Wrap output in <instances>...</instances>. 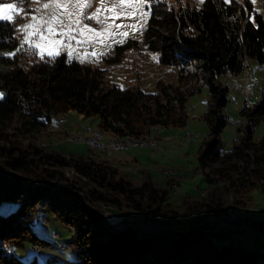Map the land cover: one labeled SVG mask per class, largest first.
Instances as JSON below:
<instances>
[{
    "label": "trees",
    "instance_id": "1",
    "mask_svg": "<svg viewBox=\"0 0 264 264\" xmlns=\"http://www.w3.org/2000/svg\"><path fill=\"white\" fill-rule=\"evenodd\" d=\"M243 1L204 0L197 7H175L166 0H148L141 34L145 49L176 73L175 84L159 79L154 92L137 83L104 85L103 68L65 52L40 56L28 44L22 46L14 21L0 20V63L7 66L0 70V204L17 203L10 214H0V264H40L7 252L26 240L49 244L30 226L36 210L50 212L72 228L79 256L74 264H264V251L253 243L218 245L205 229L208 216L228 212L222 192L242 197L264 187V130L253 138L254 126L264 122V82L260 98L240 107L245 124L229 150H222L220 138L227 123L228 87L218 75H236L247 57L264 62V10L254 11L250 0ZM136 43L134 38L116 43L100 61L118 62ZM3 49L15 54L5 55ZM202 86L208 94L201 116L207 133L198 147V168L207 180L222 185L194 202L189 219L183 218L187 211L168 207L166 188L148 177L133 183L102 160L24 145L7 131L14 116L20 132H31L53 114L71 109L95 116L97 126L113 135L139 138L153 126H183L188 97ZM90 203L140 212L145 223L161 228L135 232L126 224L110 226Z\"/></svg>",
    "mask_w": 264,
    "mask_h": 264
},
{
    "label": "rangeland",
    "instance_id": "2",
    "mask_svg": "<svg viewBox=\"0 0 264 264\" xmlns=\"http://www.w3.org/2000/svg\"><path fill=\"white\" fill-rule=\"evenodd\" d=\"M171 5H185L197 7L200 0H166ZM244 4L243 0H237ZM252 9L263 12L264 0H250ZM46 0H0V3H15L18 8L24 9L19 13H14V22L17 28L18 38L22 42L25 32L20 26L31 22V15H45L51 9L42 8V3ZM145 0L142 8L137 6V10L129 18L111 19V13H101L100 18L108 16L109 24L127 25V27L113 28L116 33L114 37H106L103 42L99 38L87 43L77 45L72 42L71 47H58V51L65 52L69 58H74L82 63L91 66H98L104 69L102 82L104 85L112 83L124 86L129 83H137L145 92H154L155 83L161 79L164 82L176 83L175 68L163 66L157 63L154 53L145 49L142 40V29L145 26L146 17L142 12H146ZM91 6L84 9L87 15H91L99 6V0H90ZM108 7H113L114 0H107ZM39 8V12L33 10ZM116 11H120L119 8ZM129 11V10H125ZM98 31L106 25L98 24L95 21H85ZM132 25H136L138 30H133ZM119 33H127L122 37ZM79 38V37H78ZM128 38L136 40L135 47L123 52L118 62L104 64L100 61V55L104 51ZM59 39V37H56ZM31 41H38V37H32ZM30 46V43L26 42ZM35 51L41 56L40 50L32 45ZM11 49H3L1 53L7 55L12 53ZM72 52V56H69ZM95 52L97 55H92ZM87 53V55L85 54ZM43 56H48L44 53ZM7 66L0 63V70ZM222 84L228 87L227 102L224 107V114L227 123L220 133V138L224 143L222 150H229L233 138L242 133L245 119L240 116L239 109L243 104L252 105L261 95L264 82V62H258L254 58L247 57L239 73L232 75L222 73L218 75ZM0 93L3 94L0 88ZM207 89L202 86L200 91L189 95L186 102L187 118L183 126L160 127L153 126L149 132L139 137L142 144H129L115 150L108 143L114 141H124L125 137L111 134L97 126L95 116H85L75 110H67L53 114L51 119L44 126L31 132H20L18 130V120L14 116L7 131L14 134L22 144H34L44 150L56 151L65 155L91 156L95 160H102L115 167L120 175L125 176L133 183H139L148 177L159 186L167 190L166 202L168 207L175 208L179 212L187 211L183 215L184 219H189L191 209L195 201L204 199L211 192H218L222 185L221 181L214 182L207 180L198 168L197 151L202 138L207 133V125L202 119V113L207 105ZM264 130V122L259 121L253 129V138H259ZM100 135V136H99ZM93 136L99 138L103 146H92L89 139ZM124 138V139H123ZM126 155H131L128 159ZM126 157V158H125ZM69 177L71 172L66 174ZM91 186V184H89ZM221 191V190H220ZM224 208H228L227 214L210 215L206 219L209 225L205 227L212 231L213 242L218 245H243L248 246L253 243V248L264 251V187L251 189L246 196H232L230 191L222 192ZM240 198L239 200H237ZM88 206L98 214L104 222L110 226H132L135 232L147 230L157 232L160 225H150L143 221V214L125 209H116L112 206L98 203H90ZM16 202L3 201L0 204V214L7 215L15 210ZM230 209V210H229ZM30 226L36 234L49 241L48 245H36L28 240L21 246L9 247L11 251L24 261L35 258L40 264H74L79 260L78 251L72 237V228L61 223L52 213L36 210L30 218ZM177 227V226H175ZM184 225L179 226L183 228ZM167 229H174L173 226ZM214 232L222 234L217 235Z\"/></svg>",
    "mask_w": 264,
    "mask_h": 264
},
{
    "label": "snow or ice",
    "instance_id": "3",
    "mask_svg": "<svg viewBox=\"0 0 264 264\" xmlns=\"http://www.w3.org/2000/svg\"><path fill=\"white\" fill-rule=\"evenodd\" d=\"M21 3L25 0H20ZM39 2V0H37ZM204 0H200L203 3ZM230 2V0H226ZM145 3V0H114L113 7L109 8L107 0H99V6L91 15H87L84 9L91 6L90 0H46L42 3V8L45 10L51 9L45 15H31V22L20 26L21 31L25 32L24 40L21 42L30 43V46L34 45L40 50L41 56L47 53L48 56L59 55L58 47H71L73 41L77 45L90 43L97 38L101 42L106 37H114L117 35L112 32L113 28L127 27V25L121 24H109L108 16L104 19L100 18L101 13H111V19L114 21L117 18H129L136 10L137 6L141 7ZM119 8L120 11H116ZM129 10V11H125ZM24 11L22 8H18L15 3H0V20L13 21L14 13ZM39 12L37 8L33 10ZM142 16L146 17L147 13L142 12ZM85 21H95L98 24L106 25L99 31L96 28L90 26ZM133 30H138L136 25L131 26ZM142 25L139 30H142ZM122 37H127V33H119ZM32 37H38V41H31ZM59 37V39H56ZM79 37V38H78ZM123 43L124 40L118 41ZM19 51V49H17ZM15 53H8L7 55H14ZM87 55V53H85ZM92 55H97L95 52ZM69 56H72V52H69ZM3 94L0 93V97Z\"/></svg>",
    "mask_w": 264,
    "mask_h": 264
},
{
    "label": "bare ground",
    "instance_id": "4",
    "mask_svg": "<svg viewBox=\"0 0 264 264\" xmlns=\"http://www.w3.org/2000/svg\"><path fill=\"white\" fill-rule=\"evenodd\" d=\"M114 140L115 139H112L111 141H109V143L116 144L119 147H123V146L126 147L129 144H142L144 142L143 140H139L138 138H133V137H130V136H126L124 141H114ZM89 141H91V142H100L98 136L97 137L93 136L92 138L89 139ZM90 145L95 146L96 144H90ZM97 146H103V145H97ZM3 248L6 250V246L5 245L3 246Z\"/></svg>",
    "mask_w": 264,
    "mask_h": 264
},
{
    "label": "built area",
    "instance_id": "5",
    "mask_svg": "<svg viewBox=\"0 0 264 264\" xmlns=\"http://www.w3.org/2000/svg\"><path fill=\"white\" fill-rule=\"evenodd\" d=\"M89 144H96V145H103L101 142H91L89 141ZM108 145L113 149H119L120 147L116 144L108 143ZM104 146V145H103ZM105 147V146H104ZM106 148V147H105Z\"/></svg>",
    "mask_w": 264,
    "mask_h": 264
},
{
    "label": "crops",
    "instance_id": "6",
    "mask_svg": "<svg viewBox=\"0 0 264 264\" xmlns=\"http://www.w3.org/2000/svg\"><path fill=\"white\" fill-rule=\"evenodd\" d=\"M126 156H127V158L125 157L126 159H128L129 157H133V156H131V155H126Z\"/></svg>",
    "mask_w": 264,
    "mask_h": 264
}]
</instances>
